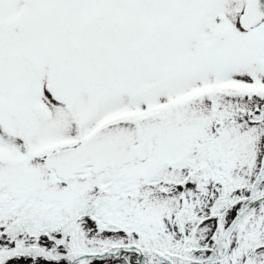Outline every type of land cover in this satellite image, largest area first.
Masks as SVG:
<instances>
[{
	"label": "snow or ice",
	"instance_id": "6c2138e0",
	"mask_svg": "<svg viewBox=\"0 0 264 264\" xmlns=\"http://www.w3.org/2000/svg\"><path fill=\"white\" fill-rule=\"evenodd\" d=\"M0 264H264V0H0Z\"/></svg>",
	"mask_w": 264,
	"mask_h": 264
}]
</instances>
